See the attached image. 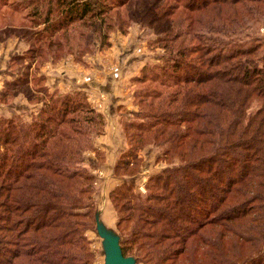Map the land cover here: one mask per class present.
Listing matches in <instances>:
<instances>
[{
	"label": "trees",
	"instance_id": "1",
	"mask_svg": "<svg viewBox=\"0 0 264 264\" xmlns=\"http://www.w3.org/2000/svg\"><path fill=\"white\" fill-rule=\"evenodd\" d=\"M133 1L143 0H0V15L12 9L30 30L21 37L30 62L19 75V56L10 59L17 77L0 94L19 85L28 93L31 63L40 68L53 45L69 49L70 27L91 29L100 17L87 36L106 43L113 22L122 31L128 20L147 24L163 53L138 80L165 92L134 97V119L123 124L113 176L127 177L108 196L122 254L136 264H264V42L248 46L241 35L264 17V0H144L140 17H120ZM48 98L30 123L0 116V264H94L86 231L97 232L103 115L82 92ZM149 146L165 167L134 195L130 179Z\"/></svg>",
	"mask_w": 264,
	"mask_h": 264
},
{
	"label": "rangeland",
	"instance_id": "2",
	"mask_svg": "<svg viewBox=\"0 0 264 264\" xmlns=\"http://www.w3.org/2000/svg\"><path fill=\"white\" fill-rule=\"evenodd\" d=\"M151 1L153 0H149V2ZM147 3L144 0L133 1L119 9L118 14L124 18L130 14L133 18L140 17L141 10ZM164 3L170 2L165 0ZM23 8L19 10L22 15L26 12ZM11 10H6L0 15V92L4 89L6 82L14 80V76L10 75L11 72L14 71L16 78V71L20 72L19 75L22 72L19 67L30 62L28 58L30 42L21 38L30 30L23 21L17 20L20 18ZM99 21L100 17L94 20L96 25L91 29L81 27L79 24L70 27L65 32L69 49H59L53 45L50 47L51 54L46 57L45 61H40L42 63L40 68L36 62L31 63L28 71L30 74L28 93L24 92V85H19L13 87V96H6L10 92L4 94L3 97L0 94V116L4 118L17 116L27 124L30 123L42 104L48 102V97H55L53 100H57L76 92L86 94L88 103L95 111L103 115L105 125L104 133L94 139L97 151L104 154L103 164L93 170L97 187L94 198L98 204V226L102 232L117 237L119 234L116 226L117 214L108 196L117 185H121L123 178L127 177H118L116 180L117 178L113 176V166L126 149V140L122 131L123 124L134 119V112L137 108L134 97H137L138 94L143 97L148 91L165 92L164 89H159L149 82L138 80L142 78L141 72L146 66L160 63L159 57L163 50L152 43L156 39V34L151 27L145 23L134 22L135 20L125 22L127 26L125 31L119 30V25L113 22L111 31L109 30L108 42L102 43L103 40L99 39V36L96 41L92 42L91 36H87V32L95 33ZM43 25L41 24L36 29H41L40 27ZM103 29L105 27L101 28L102 31ZM80 34L83 36L81 40L77 36ZM241 35L247 36L248 46L257 45L256 41L264 42V17L260 20L257 19V22H252L249 30ZM84 43L90 48H88V52L81 53L80 48L85 46ZM123 52H128V54L125 56ZM60 53L63 54L59 56ZM14 56L23 57L22 62H19V58L13 62L16 71L9 68L10 59ZM33 78H42L43 81L34 83ZM72 79L74 83H72ZM89 79L90 87L96 89H81L80 84ZM41 85L46 88L44 95L34 90ZM28 97H32L33 102ZM108 97L119 98L112 109L108 107ZM159 153V149L151 146L139 153V157L143 158L144 162L135 179H130L133 182L130 183L134 195H143L146 192L145 187L149 177L156 175L163 166L165 167V163L158 158L160 157ZM97 157L91 152L84 155L85 161L93 162V164L96 163ZM86 237L89 249L94 255V264H104L106 242L94 230L86 231ZM125 237L121 236L123 239ZM193 261L197 263L203 261L200 253L193 255Z\"/></svg>",
	"mask_w": 264,
	"mask_h": 264
},
{
	"label": "water",
	"instance_id": "3",
	"mask_svg": "<svg viewBox=\"0 0 264 264\" xmlns=\"http://www.w3.org/2000/svg\"><path fill=\"white\" fill-rule=\"evenodd\" d=\"M97 234L106 242L107 250L104 264H136L132 257H125L122 254L118 236L114 237L101 231V228L98 226V217Z\"/></svg>",
	"mask_w": 264,
	"mask_h": 264
},
{
	"label": "crops",
	"instance_id": "4",
	"mask_svg": "<svg viewBox=\"0 0 264 264\" xmlns=\"http://www.w3.org/2000/svg\"><path fill=\"white\" fill-rule=\"evenodd\" d=\"M127 54H128V52H123V55L126 56ZM71 81H72V83H74L73 79ZM90 82L91 81L89 79L88 81L81 83L80 84L81 89H86V90L96 89L95 87H90ZM97 86H98V84H97ZM118 100H119L118 97H108V105H109L108 107L112 109L113 105H115V103L118 102Z\"/></svg>",
	"mask_w": 264,
	"mask_h": 264
}]
</instances>
